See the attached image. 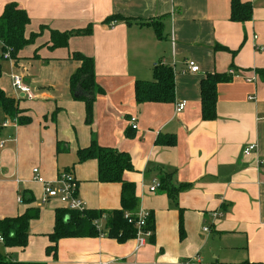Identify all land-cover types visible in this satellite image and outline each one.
Instances as JSON below:
<instances>
[{
	"label": "crops",
	"instance_id": "obj_1",
	"mask_svg": "<svg viewBox=\"0 0 264 264\" xmlns=\"http://www.w3.org/2000/svg\"><path fill=\"white\" fill-rule=\"evenodd\" d=\"M242 1L253 5L247 22L230 20L231 0H0V15L11 2L27 11V35L45 26L17 60L3 62L7 73L0 85L18 100L30 122L3 126L10 118L0 109V219L30 206L41 211L30 222L28 245L6 247L0 241L2 254L47 264H264V80L256 71L264 69V0ZM112 15L132 20L164 16V37L159 39L148 25L105 23ZM89 24L90 35L71 37L68 46L53 48L51 30ZM77 51L94 58L100 87L90 124L85 103L70 91V77L81 65L72 57ZM187 60H194L199 71H190ZM159 62L176 71L175 101L138 104L135 82L153 79ZM231 64L237 76L218 85V116L204 121L200 82L207 73L228 72ZM13 74L32 88V99L16 90ZM182 101L187 106L177 112ZM133 116L138 120L135 130ZM92 133L99 145L130 156L133 170L124 179L136 186L138 209L154 214L155 237L139 250L135 239L120 243L106 234L64 238L54 259L46 247L55 209L63 204L43 202V184L34 178V168L50 181L71 171L87 209L121 207L122 185L100 182L96 159L77 162L78 150L90 145ZM164 135H174L176 144H159ZM250 144L257 148L245 155ZM155 181L166 187L151 192ZM183 184L189 186L171 198L169 191ZM23 189L33 192L31 205L21 201Z\"/></svg>",
	"mask_w": 264,
	"mask_h": 264
},
{
	"label": "trees",
	"instance_id": "obj_2",
	"mask_svg": "<svg viewBox=\"0 0 264 264\" xmlns=\"http://www.w3.org/2000/svg\"><path fill=\"white\" fill-rule=\"evenodd\" d=\"M253 17V5L251 2L242 0H231L230 20L234 22H247ZM163 17L160 19L132 20L121 15H112L104 22L108 24L117 21H125L129 24L135 22L139 25H148L154 28L156 35L162 39L164 31ZM31 19L26 10L19 7L16 2L5 5L0 15V80L3 75V62L5 60H17L19 53L28 45H31L40 36L45 26H41V31L27 35V26ZM93 31L92 24L84 29H74L65 32L51 30V41L53 48L68 46L69 39L75 36L90 35ZM216 49L228 51L226 47L216 46ZM10 51V57L5 54ZM233 55L237 51H231ZM37 56V54H36ZM72 57L81 62V65L70 77V91L76 100L83 101L86 107V123L90 124L93 118V107L96 96L100 91L95 80L94 58L82 52L72 53ZM230 68L234 69V64ZM258 75L264 80V69L256 70ZM176 71L172 66L159 62L153 68V79H139L135 82V98L138 104L145 103H172L176 97ZM232 77L228 72L207 73L200 82L201 92V115L204 121H212L217 118L218 85L230 82ZM0 108L5 115L14 119L17 118L20 124L30 122V118L22 116L17 99L9 96L0 85ZM134 130V129H133ZM176 137L160 136L158 143L162 145H175ZM62 143L58 144L61 150ZM89 159H96L98 162V180L102 183H120L121 207L111 211L86 209L84 211L70 210L66 207L55 209V224L53 231L48 235L50 244L46 247V254L54 259L58 258V244L61 239L73 237H96L106 234L108 237L123 243L134 239L137 235L139 211V200L136 195V186L132 182L124 179L126 171L133 170L132 161L128 153L112 147L99 145L95 133H92V141L89 146L80 148L77 152V162L83 163ZM165 188V184L161 182ZM189 185L183 184L178 189L169 191L171 198L175 199L178 191L187 188ZM21 201L31 205L35 202L32 191L23 189L20 192ZM40 208L30 206L16 216L0 219V236L3 238V245L6 247L25 248L30 238V222L40 217ZM105 218L103 228H98L96 220ZM180 234L183 237L184 230L180 225ZM146 230H152L150 241L154 240L155 219L154 214L149 212ZM0 264H47L46 262H24L15 261L0 252ZM244 264H261L251 263Z\"/></svg>",
	"mask_w": 264,
	"mask_h": 264
},
{
	"label": "built area",
	"instance_id": "obj_3",
	"mask_svg": "<svg viewBox=\"0 0 264 264\" xmlns=\"http://www.w3.org/2000/svg\"><path fill=\"white\" fill-rule=\"evenodd\" d=\"M174 43V40H173ZM5 57H10V51L5 54ZM187 67L192 72L199 71V66L193 60H187ZM158 64V63H157ZM156 64V65H157ZM232 77L237 76V71L233 68H230L228 71ZM13 86L16 90L22 92L28 98H33L32 88L25 83L24 78L19 74L12 75ZM253 79H249L248 81H252ZM252 99V98H250ZM187 106L186 101H182L176 104V111L180 112ZM132 129H137V117L133 116L130 119ZM9 123L18 124V119H8L3 123V126H7ZM3 145V144H2ZM257 148L256 144H250L244 149L245 155H250ZM264 164V161L262 162ZM34 178L43 184V202H47L51 199H57L59 202L63 204L64 207L70 210H86V206L84 202L78 197V181L76 180L75 175L69 171L65 170L60 172L59 176L56 180L50 181L46 180L41 174L38 168L33 169ZM159 187H161V182L155 181L152 186L149 188L151 192H155ZM138 221L136 223L137 226V235L134 238L136 241V250L144 247L146 245L147 240L152 236V230H146L145 227L147 225V219L149 217V212L139 210L137 212ZM215 216H217L215 214ZM105 220V218H102ZM102 219L96 220L95 224L98 228L100 227V221ZM205 231H209V227L204 229ZM0 241H3V238L0 236ZM184 264H189L188 262Z\"/></svg>",
	"mask_w": 264,
	"mask_h": 264
},
{
	"label": "rangeland",
	"instance_id": "obj_4",
	"mask_svg": "<svg viewBox=\"0 0 264 264\" xmlns=\"http://www.w3.org/2000/svg\"><path fill=\"white\" fill-rule=\"evenodd\" d=\"M194 61V60H193ZM195 62V61H194ZM196 63V62H195ZM4 66H3V73L4 74H6L7 73V65L6 64H3ZM1 109V108H0ZM2 110V109H1ZM0 118H1V115H0ZM1 120V119H0ZM1 125V124H0ZM1 134V133H0ZM0 140H2V136L0 135ZM0 152H1V150H0ZM44 206V208H50V204H45V203H42V205H41V207H43ZM104 224H105V221H101V224H100V227L101 228H103V226H104ZM103 225V226H102Z\"/></svg>",
	"mask_w": 264,
	"mask_h": 264
}]
</instances>
